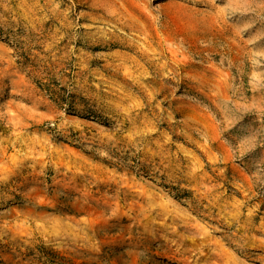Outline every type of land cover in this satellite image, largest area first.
Returning a JSON list of instances; mask_svg holds the SVG:
<instances>
[{"label": "rangeland", "instance_id": "1", "mask_svg": "<svg viewBox=\"0 0 264 264\" xmlns=\"http://www.w3.org/2000/svg\"><path fill=\"white\" fill-rule=\"evenodd\" d=\"M0 264H264V0H0Z\"/></svg>", "mask_w": 264, "mask_h": 264}]
</instances>
